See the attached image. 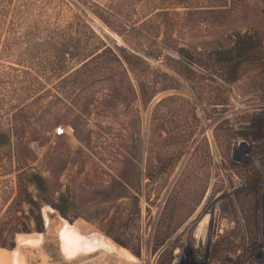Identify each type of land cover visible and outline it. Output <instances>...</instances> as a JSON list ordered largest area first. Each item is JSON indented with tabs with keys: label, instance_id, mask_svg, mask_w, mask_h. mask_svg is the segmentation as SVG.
I'll use <instances>...</instances> for the list:
<instances>
[{
	"label": "rangeland",
	"instance_id": "obj_1",
	"mask_svg": "<svg viewBox=\"0 0 264 264\" xmlns=\"http://www.w3.org/2000/svg\"><path fill=\"white\" fill-rule=\"evenodd\" d=\"M67 1L83 4L108 45L145 63L125 64L128 79L114 64L51 81L40 114L19 119L22 143L0 152V204L14 199L28 215L30 196L44 232L16 233L0 264L14 252L19 264H264V0ZM246 46L229 79L214 58ZM64 222L114 246L66 255Z\"/></svg>",
	"mask_w": 264,
	"mask_h": 264
},
{
	"label": "trees",
	"instance_id": "obj_2",
	"mask_svg": "<svg viewBox=\"0 0 264 264\" xmlns=\"http://www.w3.org/2000/svg\"><path fill=\"white\" fill-rule=\"evenodd\" d=\"M57 1L0 0V152L13 148L15 142L22 143L19 119L25 121L28 113L40 114L42 106H45L43 91L47 83H71L77 76L86 73L89 67L96 71L114 64L128 79L125 64L133 70V67L142 69L145 63L125 47L116 44L112 47L97 35L86 17L78 11L83 6L81 2ZM97 8L100 10L97 15L103 20L106 9ZM90 38L95 39L92 46ZM218 53L216 51V55ZM224 53L223 58L216 56L214 61H219L225 71L231 73L229 79H235L240 73L237 63L250 56V48H231ZM149 87L138 80L143 99L148 95L152 97L156 92L154 88L148 94ZM65 97L67 99V95ZM56 135L62 136L61 133ZM1 163L0 160V167ZM31 175L38 190L46 193L43 176L39 173ZM39 197L67 217V212L50 197L43 194ZM13 201L3 199L0 204V219H5V227L0 229L1 247L14 248L16 233L44 232L43 217L36 202L30 196L22 199L29 204L27 215L18 214ZM25 221H32L33 226L26 225Z\"/></svg>",
	"mask_w": 264,
	"mask_h": 264
},
{
	"label": "bare ground",
	"instance_id": "obj_3",
	"mask_svg": "<svg viewBox=\"0 0 264 264\" xmlns=\"http://www.w3.org/2000/svg\"><path fill=\"white\" fill-rule=\"evenodd\" d=\"M207 211L210 212L212 210L208 209ZM46 218L47 217H45V219ZM207 226H208V214L204 215L199 221L198 223L199 228L197 229V234H199L200 232L201 234L202 232H205L207 229ZM97 236L84 237L82 233H80L77 229H75L72 225L68 224L67 222H64L62 228L59 231V238L61 240V248L65 252V254L69 256L75 253L81 252V251L89 252L99 247L112 248L114 246L112 242H109L103 237H97ZM38 241H39V238H32V237L21 238V242L23 243H36ZM7 258L11 264L20 263L19 262L20 259L16 252H14L10 257H7Z\"/></svg>",
	"mask_w": 264,
	"mask_h": 264
},
{
	"label": "flooded vegetation",
	"instance_id": "obj_4",
	"mask_svg": "<svg viewBox=\"0 0 264 264\" xmlns=\"http://www.w3.org/2000/svg\"><path fill=\"white\" fill-rule=\"evenodd\" d=\"M212 221V220H211Z\"/></svg>",
	"mask_w": 264,
	"mask_h": 264
}]
</instances>
